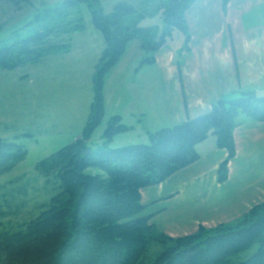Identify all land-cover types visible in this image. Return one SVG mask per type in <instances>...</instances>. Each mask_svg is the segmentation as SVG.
I'll list each match as a JSON object with an SVG mask.
<instances>
[{"label": "trees", "instance_id": "trees-1", "mask_svg": "<svg viewBox=\"0 0 264 264\" xmlns=\"http://www.w3.org/2000/svg\"><path fill=\"white\" fill-rule=\"evenodd\" d=\"M194 1L166 0L155 11L144 12L119 2L108 14L100 0L66 2L71 7L91 4V21L105 44L93 75L89 119L77 140L36 166L44 177L58 179L61 192L34 221L0 235V264H264V200L231 223L200 225L192 234L172 237L156 232V213L143 216L148 204L142 198L143 189L160 185L199 161L197 145L210 136L227 151L218 169V180L224 181L227 164L235 155L238 119L264 122V97L244 92L230 100L220 99L208 114L150 132L148 144L113 149L109 145L114 137L128 128L114 115L104 127L102 145L89 146L105 119V77L121 62L128 45L140 42L143 57L138 66L154 63L156 53L176 32H187L185 13ZM156 15L160 27L141 26ZM44 38L37 34L3 45L0 69L34 62L49 51L34 47ZM25 155L22 145L0 136V176ZM89 169L101 173H88ZM158 245L163 248L152 254Z\"/></svg>", "mask_w": 264, "mask_h": 264}, {"label": "crops", "instance_id": "crops-1", "mask_svg": "<svg viewBox=\"0 0 264 264\" xmlns=\"http://www.w3.org/2000/svg\"><path fill=\"white\" fill-rule=\"evenodd\" d=\"M191 4L185 13L187 32H176L156 53L154 63L138 66L143 54L140 44L133 41L126 56L107 74L103 91L105 119L99 127L103 128L102 133L107 122L118 115L128 127L127 133L145 140L127 145L148 144L150 132L208 114L220 99L230 100L244 92L264 97V0H227L226 5L223 0H195ZM174 38L180 45L173 46ZM68 82L73 83L70 79ZM71 89L70 86L62 102H75L77 106L82 88L73 95ZM91 100L81 116L84 117L82 128L89 119ZM76 121L69 125L73 127ZM238 121L240 124L234 131L235 155L227 164L224 181L218 180V169L227 159V151L217 146L214 139L213 147L206 149L207 154L211 150L207 157L200 156L199 161L151 187L161 188L166 183L170 186L173 177L184 179L183 174H189L186 183L195 186L200 198V205L196 207L202 208L196 217L198 224L209 226L235 221L264 200V122L242 116ZM64 123V120L54 124L50 121L51 126ZM43 126L40 121L39 127ZM126 132L117 134L111 144ZM79 136L71 138L68 144ZM146 189L142 191V198ZM149 202L154 207L160 200Z\"/></svg>", "mask_w": 264, "mask_h": 264}, {"label": "rangeland", "instance_id": "rangeland-1", "mask_svg": "<svg viewBox=\"0 0 264 264\" xmlns=\"http://www.w3.org/2000/svg\"><path fill=\"white\" fill-rule=\"evenodd\" d=\"M67 1L0 0V48L6 43L13 45L14 42L43 34L44 41L34 47L49 50L34 62L14 69H0V134L26 150V157L0 176V235L20 230L25 224L34 221L51 205V199L61 192L58 179L54 175L44 177L36 166L70 143L71 138L81 135V121L84 118L81 116L89 108V99L93 100L94 97L93 75L105 49L103 36L93 26L89 2L71 7ZM165 1L100 0V5L107 14L119 2L133 5L139 12H144L155 11ZM144 25L160 27L161 19L157 15L147 18L141 23V26ZM174 39L173 46L180 45ZM129 46L130 44L127 50ZM69 79L73 82L71 85ZM70 86L72 95L75 91L78 94L82 88L77 106L75 102H62L64 94L69 93ZM74 119L77 121L71 127L69 122ZM51 120L53 124L62 120L65 123L51 126ZM40 121L44 124L42 129L39 127ZM102 130L103 128L93 134L90 147L102 145ZM16 137L18 138L15 139ZM208 139L210 140L196 148L202 158L208 156L211 150L208 154L207 151L213 147L211 142L217 140L213 136ZM139 141L145 140L126 132L119 135L109 147L114 149L118 145L126 146ZM87 172L101 173L97 169H89ZM188 175L183 174L186 176L184 179L181 176L173 177L169 181L170 186H166V183L164 187H150L144 191L143 202L148 207L143 216L160 213L154 220L156 232L179 237L192 234L200 225H204L195 222L199 221L196 217H199L202 208L196 207L200 205V198L195 186L186 183ZM154 200L160 202L152 207L149 201ZM231 222L233 221H227ZM217 224L220 223L208 227H215ZM162 248L160 245L156 246L152 249V254Z\"/></svg>", "mask_w": 264, "mask_h": 264}]
</instances>
